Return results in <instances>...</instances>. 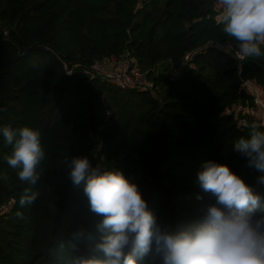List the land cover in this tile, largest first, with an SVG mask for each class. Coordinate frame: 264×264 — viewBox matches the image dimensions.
I'll return each mask as SVG.
<instances>
[{"label":"trees","instance_id":"1","mask_svg":"<svg viewBox=\"0 0 264 264\" xmlns=\"http://www.w3.org/2000/svg\"><path fill=\"white\" fill-rule=\"evenodd\" d=\"M217 2L0 0V127L39 130L46 153L29 185L7 164L13 148L0 135V264L102 258V217L90 210L84 183L69 176L73 157L122 172L172 231L216 203L198 182L209 161L240 176L264 208L261 174L235 148L253 129L264 132L243 113L251 97L240 87L252 79L264 90V57L239 62L223 50L235 41L222 30ZM110 57L133 61L143 84L122 87L91 69ZM25 188L39 196L21 207Z\"/></svg>","mask_w":264,"mask_h":264},{"label":"clouds","instance_id":"2","mask_svg":"<svg viewBox=\"0 0 264 264\" xmlns=\"http://www.w3.org/2000/svg\"><path fill=\"white\" fill-rule=\"evenodd\" d=\"M218 3L222 30L235 41L223 50L241 61L264 57V0ZM0 135L13 148L5 157L7 164L20 169L22 182L37 184L38 167L46 157L40 131L6 125L0 127ZM249 135L240 138L235 148L246 157L247 167L261 174L257 183H264V132L253 129ZM65 167L74 185L84 183L90 210L102 217L97 224L101 236L95 245L102 258L81 257L79 264H143L150 254L153 264L156 256L161 264H264L261 197L225 164L209 161L198 174L201 189L211 193L216 203L206 208L199 221L178 231L157 222L137 185L122 172L93 168L86 157L66 159ZM38 196L25 188L19 204L31 205Z\"/></svg>","mask_w":264,"mask_h":264},{"label":"built area","instance_id":"3","mask_svg":"<svg viewBox=\"0 0 264 264\" xmlns=\"http://www.w3.org/2000/svg\"><path fill=\"white\" fill-rule=\"evenodd\" d=\"M216 8L221 11V6L217 2ZM230 43H227L229 45ZM233 45V44H231ZM234 46V45H233ZM234 56V54H233ZM189 54L185 55V59H188ZM235 57V56H234ZM238 60V59H237ZM239 62L241 60H238ZM133 61L124 59L121 60L117 57H110L99 62H95L91 69L99 75L104 76L111 83L122 87H139L141 81H143L144 74L140 68ZM132 64V65H131ZM115 65L119 71L109 70L108 67ZM69 73V71H68ZM240 87L243 88L251 97V107L247 108L257 123L264 126V90L257 82L252 79H243Z\"/></svg>","mask_w":264,"mask_h":264},{"label":"rangeland","instance_id":"4","mask_svg":"<svg viewBox=\"0 0 264 264\" xmlns=\"http://www.w3.org/2000/svg\"><path fill=\"white\" fill-rule=\"evenodd\" d=\"M121 60H124V59H121ZM108 69H109V70H114V71H119L118 68H116L115 65H111V66H109ZM141 84H143V81H141ZM235 109H237V108H235ZM235 109H234V110H235ZM243 113H244V114L246 113V114H247L248 116H250V117L252 116L249 110H245ZM252 117H253V116H252Z\"/></svg>","mask_w":264,"mask_h":264}]
</instances>
